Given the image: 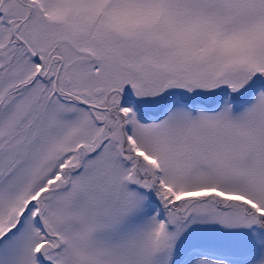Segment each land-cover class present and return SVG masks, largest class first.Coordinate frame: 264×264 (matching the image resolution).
Instances as JSON below:
<instances>
[{"label": "snow or ice", "instance_id": "1", "mask_svg": "<svg viewBox=\"0 0 264 264\" xmlns=\"http://www.w3.org/2000/svg\"><path fill=\"white\" fill-rule=\"evenodd\" d=\"M0 264H264V0H0Z\"/></svg>", "mask_w": 264, "mask_h": 264}]
</instances>
